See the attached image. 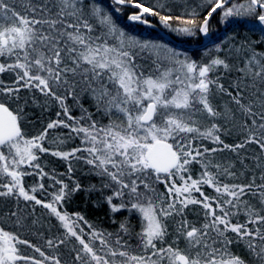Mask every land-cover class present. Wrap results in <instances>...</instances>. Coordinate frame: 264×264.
I'll return each instance as SVG.
<instances>
[{
	"label": "snow or ice",
	"instance_id": "snow-or-ice-1",
	"mask_svg": "<svg viewBox=\"0 0 264 264\" xmlns=\"http://www.w3.org/2000/svg\"><path fill=\"white\" fill-rule=\"evenodd\" d=\"M124 15L195 39L204 55L130 34ZM213 20L223 35L204 44ZM239 30L249 35H228ZM5 73L0 264H264V0H0ZM22 91L55 109L34 136L20 124L28 100L9 107ZM233 133L237 142H225ZM43 155L67 172L46 171ZM73 162L99 185L74 180ZM26 176L41 182L28 186ZM80 191L129 217L106 232L64 211Z\"/></svg>",
	"mask_w": 264,
	"mask_h": 264
},
{
	"label": "trees",
	"instance_id": "trees-1",
	"mask_svg": "<svg viewBox=\"0 0 264 264\" xmlns=\"http://www.w3.org/2000/svg\"><path fill=\"white\" fill-rule=\"evenodd\" d=\"M145 3H152L153 0H144ZM131 9H125V12H129ZM176 14H179V11H177ZM149 19L155 20V18L149 17ZM121 23L127 26V29L129 30L130 34L137 35L141 38H156V37H163L164 42H168L170 44L175 45L174 42L180 43L184 46H198L196 40L193 39L191 41H182V38L177 37L175 33L169 32L168 30L164 29L162 26L158 24V21H156L155 27H146L144 25L140 24H131L127 21L126 15L122 16ZM223 35L222 29L219 28L217 21L213 20L210 28V41L215 40L219 42L220 36ZM229 36H238L239 38H243L246 35H249V33L239 30L235 32H229ZM171 40H169V39ZM204 41V38L201 37ZM253 39H255V36H253ZM226 42V39H225ZM211 47V45H209ZM181 50V49H179ZM187 51V50H186ZM205 49L201 50H193V51H187L189 55L194 56L196 59H200L204 55ZM214 51V49H213ZM145 68H148L150 65V61L143 60L142 61ZM235 63V61H233ZM235 75V73H233ZM0 80H2L6 85H10L13 80V76L10 73H5L0 75ZM230 82L229 77H225L222 80V83L227 86ZM21 100L19 101V104L8 102L10 110H12L14 113L18 110V108L25 107L24 100H28V105L25 109L24 115L22 119L20 120V124L22 127V130L24 131L25 135L27 136H34L36 135L43 127L46 126L47 121L50 118H55V109H52L50 111H44L43 108L40 106L43 103V97H40L37 93V97L39 100V103H33L31 99V94L22 91L20 93ZM89 102L85 101V104L87 106ZM106 122V121H105ZM225 142L229 144H233L237 142L238 137L235 133H233L231 136L225 134L224 137ZM78 143V141H77ZM73 144H68L67 147L71 148L73 147ZM219 156L223 157L224 159H228L232 156L229 152L224 153H218ZM41 164L46 165V171H51L53 169L56 170L57 173H66L67 172V164L65 161L59 160L55 157H52L50 155H43L41 159ZM74 165V172L72 173L73 179L79 181L82 183L85 188H87L91 184H97L99 185L98 178L94 176H89L87 173V169L82 168L80 164H77L76 162H73ZM65 180L66 183L71 184L72 181H69L66 176L61 177ZM24 182L28 186L37 185L41 182L39 177L37 176H26L24 177ZM43 183L47 185L49 183L48 179L45 178L43 180ZM161 189H163V186H159ZM211 191V190H208ZM198 195V194H196ZM37 196L40 199H44V195H42L40 192H37ZM50 199V197H49ZM118 203V201H116ZM8 205L7 204H0V209L6 211ZM64 211H67L69 214H73L76 212H80L82 215L86 217L89 223L94 225L95 227L106 231V232H115L121 221H124L129 217V213L126 211H121L116 214H112L109 211L108 205L103 203V197L99 192H92L88 193L86 191H80L78 193H75L70 199L66 200L64 202ZM199 209H197L198 211ZM46 210L40 208L39 206L36 207V215L42 217L45 221L47 220V217H44L43 214ZM189 219L195 220L197 217L195 215V212L189 211L188 213ZM130 227H132L135 231H139L140 229V220L139 217L136 215H132L130 219ZM56 230L53 229V232ZM30 239H32L36 243H41L42 241L35 237L30 236Z\"/></svg>",
	"mask_w": 264,
	"mask_h": 264
},
{
	"label": "water",
	"instance_id": "water-1",
	"mask_svg": "<svg viewBox=\"0 0 264 264\" xmlns=\"http://www.w3.org/2000/svg\"><path fill=\"white\" fill-rule=\"evenodd\" d=\"M169 40H171V39H169ZM209 41H210V37H208L206 39L204 38V44H209ZM172 42H174V41H172ZM174 43H175V46L177 47V49H181V50L193 51V50H201V49H203V47L201 45H198V46H184V45H182L180 43H177V42H174Z\"/></svg>",
	"mask_w": 264,
	"mask_h": 264
},
{
	"label": "rangeland",
	"instance_id": "rangeland-1",
	"mask_svg": "<svg viewBox=\"0 0 264 264\" xmlns=\"http://www.w3.org/2000/svg\"><path fill=\"white\" fill-rule=\"evenodd\" d=\"M204 38V37H203Z\"/></svg>",
	"mask_w": 264,
	"mask_h": 264
}]
</instances>
